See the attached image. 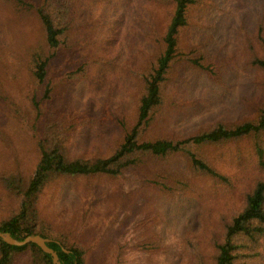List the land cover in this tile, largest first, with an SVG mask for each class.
<instances>
[{
  "label": "trees",
  "instance_id": "1",
  "mask_svg": "<svg viewBox=\"0 0 264 264\" xmlns=\"http://www.w3.org/2000/svg\"><path fill=\"white\" fill-rule=\"evenodd\" d=\"M86 1L99 10L91 15V28L95 29L91 36L98 43L90 50H84L76 37L75 19L81 0H0V110L9 109V113L0 115V125L6 124L3 121L10 123L19 135L21 122L26 119L23 123L29 132L24 133L37 158L29 174L14 170L0 177L14 201L9 214L0 216V231L20 239L40 234L50 238L48 245L58 252L63 264H86L85 252L77 243L54 233L55 223L47 220L40 209L42 196L50 186L69 178L119 177L140 167L153 172L161 190H196L195 178L229 187L224 191L229 197L222 199L223 211L208 243L211 254L195 257L192 264H264L263 15L258 17L253 36L246 40L262 88L254 117L234 123L218 120L177 138H148L145 134L171 101L167 89L178 63L213 71L210 63H205L208 57H215L208 49H200L199 45L197 49L185 48V33L193 23L194 9L204 0H156L170 6L167 23L140 33L142 43L137 50L133 45L124 50L110 49L106 45L108 33L97 29L106 27L103 9L113 0ZM207 1L208 5H218L222 0ZM215 12L210 9V14ZM144 22L148 23L146 19ZM131 59L142 61L129 68V72L136 73L137 81L135 124H123V133L107 154L89 152V145L75 153L70 143L72 131L91 121L80 120L79 111L70 117L69 94L78 83L81 86L84 82V88H88L94 80L100 81L108 61ZM16 88L26 97L32 90L27 108L11 99ZM21 138L17 136L16 140ZM173 160L182 165L173 164ZM246 170L252 172L251 177L242 182V193L233 195L236 180ZM238 197L241 202L237 207ZM0 264L54 263L36 243L12 245L0 239Z\"/></svg>",
  "mask_w": 264,
  "mask_h": 264
},
{
  "label": "rangeland",
  "instance_id": "2",
  "mask_svg": "<svg viewBox=\"0 0 264 264\" xmlns=\"http://www.w3.org/2000/svg\"><path fill=\"white\" fill-rule=\"evenodd\" d=\"M207 3L204 0L194 9L193 23L185 33V48L197 49L199 45L200 49H208L215 57H208L205 63H210L213 71L178 63L167 89L171 101L161 109L145 137L177 138L218 120L234 123L255 115L262 88L246 40L253 36L258 17H264V0ZM105 4L106 27L97 29L108 33L106 45L114 50L130 45L137 50L142 43L140 33L164 26L170 11L169 5L156 0H113ZM210 9L215 14H210ZM96 13L98 9L81 0L75 28L78 44L84 50L98 43L91 36L95 31L91 15ZM133 60L108 61L100 81L94 80L88 88H84V82L81 86L78 83L69 94L70 117L79 111L80 120L91 121L82 122L78 130L72 131L70 143L75 153L89 145V152L107 154L123 133V124H135L137 81L136 73L129 72V68L142 61ZM12 91L11 99L27 108L32 90H28L27 97L21 89ZM7 113L9 109L1 107L0 115ZM23 121L27 123L22 120L19 135L10 123L3 121L6 124L0 125V177L14 170L29 174L35 168L36 153L26 139L24 132H29V127ZM17 136L22 138L16 140ZM172 163L182 165L178 160ZM251 173L246 170L236 180L233 195L242 193V182ZM155 180L150 169L140 167L119 177L69 178L46 190L40 209L47 220L55 223L56 235L84 250L86 264H192L195 257L210 256L208 243L217 229L222 199L229 197L224 191L229 187L195 178L196 190L178 193L161 190ZM6 189L0 181V216L13 209L14 201ZM240 202L238 197L237 207Z\"/></svg>",
  "mask_w": 264,
  "mask_h": 264
},
{
  "label": "water",
  "instance_id": "3",
  "mask_svg": "<svg viewBox=\"0 0 264 264\" xmlns=\"http://www.w3.org/2000/svg\"><path fill=\"white\" fill-rule=\"evenodd\" d=\"M0 239L12 245H25L28 243H36L38 246L42 248L44 252L52 256L54 264H63L59 257L58 252L48 245L50 239L43 237L40 234H31L20 239L13 236L10 232L0 231Z\"/></svg>",
  "mask_w": 264,
  "mask_h": 264
}]
</instances>
